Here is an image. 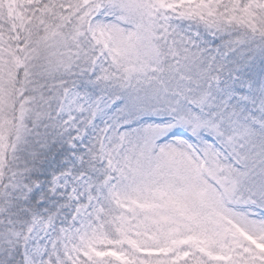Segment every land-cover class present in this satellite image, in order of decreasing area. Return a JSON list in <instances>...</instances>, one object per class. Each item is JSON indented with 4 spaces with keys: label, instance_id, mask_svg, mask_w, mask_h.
I'll return each mask as SVG.
<instances>
[{
    "label": "snow or ice",
    "instance_id": "obj_1",
    "mask_svg": "<svg viewBox=\"0 0 264 264\" xmlns=\"http://www.w3.org/2000/svg\"><path fill=\"white\" fill-rule=\"evenodd\" d=\"M0 264H264V0H0Z\"/></svg>",
    "mask_w": 264,
    "mask_h": 264
}]
</instances>
